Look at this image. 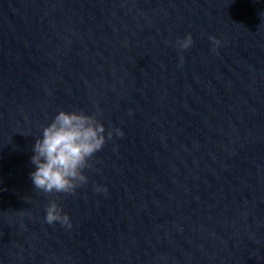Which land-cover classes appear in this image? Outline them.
Wrapping results in <instances>:
<instances>
[{
  "label": "clouds",
  "instance_id": "1",
  "mask_svg": "<svg viewBox=\"0 0 264 264\" xmlns=\"http://www.w3.org/2000/svg\"><path fill=\"white\" fill-rule=\"evenodd\" d=\"M208 39L218 45L214 36ZM194 43L191 33L177 39L181 50H188ZM215 50V49H213ZM184 57L180 56V63ZM122 137V129H106L97 114H87L83 110H59L51 122L43 127L42 136L36 138L31 163L35 170L30 173L34 189L44 193L73 194L76 189L87 184L89 177L85 169L92 167L91 160L100 152L113 136ZM96 192H106L107 187L96 185ZM45 220L49 225L57 222L62 227L71 228L67 214L55 201L46 206Z\"/></svg>",
  "mask_w": 264,
  "mask_h": 264
}]
</instances>
